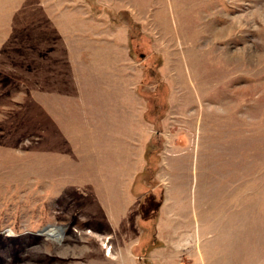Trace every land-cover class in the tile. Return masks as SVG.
Masks as SVG:
<instances>
[{
	"label": "rangeland",
	"instance_id": "374dc122",
	"mask_svg": "<svg viewBox=\"0 0 264 264\" xmlns=\"http://www.w3.org/2000/svg\"><path fill=\"white\" fill-rule=\"evenodd\" d=\"M0 264H264V0H0Z\"/></svg>",
	"mask_w": 264,
	"mask_h": 264
}]
</instances>
